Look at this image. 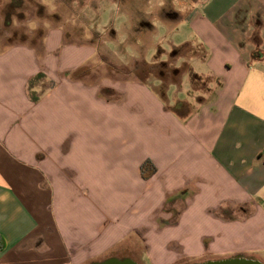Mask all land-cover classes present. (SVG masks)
Instances as JSON below:
<instances>
[{
  "label": "crops",
  "instance_id": "obj_1",
  "mask_svg": "<svg viewBox=\"0 0 264 264\" xmlns=\"http://www.w3.org/2000/svg\"><path fill=\"white\" fill-rule=\"evenodd\" d=\"M180 4L152 79L95 72L59 27L1 43L0 264H86L121 241L152 264L264 254V0Z\"/></svg>",
  "mask_w": 264,
  "mask_h": 264
},
{
  "label": "rangeland",
  "instance_id": "obj_2",
  "mask_svg": "<svg viewBox=\"0 0 264 264\" xmlns=\"http://www.w3.org/2000/svg\"><path fill=\"white\" fill-rule=\"evenodd\" d=\"M174 8L181 10L180 0H0V45L20 39L40 43L48 29L59 27L74 43L92 44L97 59L88 68L93 67L95 72L118 79H152L166 68L159 62L162 47L154 43L164 34L157 22L166 16L175 21ZM39 34L42 35L37 38ZM168 57L171 65V56ZM261 254L258 259L264 261ZM229 256L182 257L168 264ZM114 257L152 264L140 241L115 242Z\"/></svg>",
  "mask_w": 264,
  "mask_h": 264
},
{
  "label": "water",
  "instance_id": "obj_3",
  "mask_svg": "<svg viewBox=\"0 0 264 264\" xmlns=\"http://www.w3.org/2000/svg\"><path fill=\"white\" fill-rule=\"evenodd\" d=\"M115 260V261H114ZM110 264H137L130 258H117L111 259ZM114 261V262H113ZM187 264H264V261L254 257V256H245L242 254H235L229 257L205 260L199 262H192Z\"/></svg>",
  "mask_w": 264,
  "mask_h": 264
},
{
  "label": "trees",
  "instance_id": "obj_4",
  "mask_svg": "<svg viewBox=\"0 0 264 264\" xmlns=\"http://www.w3.org/2000/svg\"><path fill=\"white\" fill-rule=\"evenodd\" d=\"M39 33V32H38ZM40 35L42 34H39L37 35V37H40ZM25 38V35L23 36ZM24 40V39H22ZM43 77V73L39 72L37 73L34 77H32L29 81H28V84H27V90L29 92V95L31 97L32 100H35L36 99V96H35V91H34V86L36 85V83L39 81V79ZM140 79H143L142 77L138 76ZM140 170H141V175L142 177H147L148 175L152 174L153 171H154V167L152 166V164L149 162V160H146L144 161L141 166H140ZM1 248V247H0Z\"/></svg>",
  "mask_w": 264,
  "mask_h": 264
},
{
  "label": "flooded vegetation",
  "instance_id": "obj_5",
  "mask_svg": "<svg viewBox=\"0 0 264 264\" xmlns=\"http://www.w3.org/2000/svg\"><path fill=\"white\" fill-rule=\"evenodd\" d=\"M236 254H242V253H236ZM235 255V254H233ZM242 255H245V254H242ZM232 256V255H230ZM245 256H248V255H245ZM111 259H114V256L113 255H110V256H107L106 258H104V260H111ZM104 260H95V261H90L86 264H99L100 262L104 261Z\"/></svg>",
  "mask_w": 264,
  "mask_h": 264
}]
</instances>
